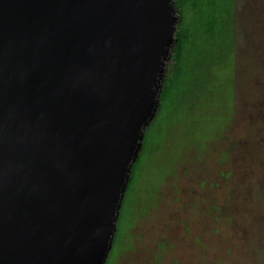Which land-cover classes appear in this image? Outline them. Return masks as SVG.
Returning a JSON list of instances; mask_svg holds the SVG:
<instances>
[{"label": "water", "instance_id": "1", "mask_svg": "<svg viewBox=\"0 0 264 264\" xmlns=\"http://www.w3.org/2000/svg\"><path fill=\"white\" fill-rule=\"evenodd\" d=\"M173 0H0V264H104Z\"/></svg>", "mask_w": 264, "mask_h": 264}, {"label": "rangeland", "instance_id": "2", "mask_svg": "<svg viewBox=\"0 0 264 264\" xmlns=\"http://www.w3.org/2000/svg\"><path fill=\"white\" fill-rule=\"evenodd\" d=\"M242 19L214 75L189 58L162 99L105 264H264V0Z\"/></svg>", "mask_w": 264, "mask_h": 264}, {"label": "trees", "instance_id": "3", "mask_svg": "<svg viewBox=\"0 0 264 264\" xmlns=\"http://www.w3.org/2000/svg\"><path fill=\"white\" fill-rule=\"evenodd\" d=\"M173 3L179 16L174 32L176 40L165 63V75L159 94V104L154 117L144 127L142 145L131 165L121 207L133 176L135 165L143 149L145 132L157 115L162 105V99L166 101V93L171 89V84L177 80L181 84L189 82L185 76L192 74L188 70L192 61L197 63L200 68L199 71H201L202 67L204 68L206 77L209 78L214 75L213 68L219 63L221 64L225 55L232 53L236 49V45L242 41L246 31L245 23L242 19V11L245 9L246 0H173ZM194 72L193 74H196ZM121 207L116 221L113 241L117 232V222L121 216Z\"/></svg>", "mask_w": 264, "mask_h": 264}]
</instances>
